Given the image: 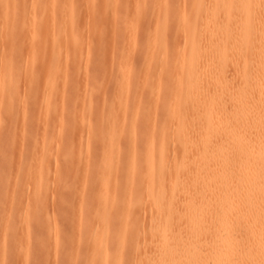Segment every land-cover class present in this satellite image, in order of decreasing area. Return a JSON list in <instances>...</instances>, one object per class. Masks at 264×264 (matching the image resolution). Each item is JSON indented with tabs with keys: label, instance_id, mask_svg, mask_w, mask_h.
<instances>
[{
	"label": "bare ground",
	"instance_id": "1",
	"mask_svg": "<svg viewBox=\"0 0 264 264\" xmlns=\"http://www.w3.org/2000/svg\"><path fill=\"white\" fill-rule=\"evenodd\" d=\"M74 1L0 0V36L6 41L0 44V97L18 87L15 71L24 69L26 80L17 105L0 102V111L8 119L16 115L22 123L36 119L43 126L41 154L20 165L19 191L5 184L0 193V213L14 212L5 217V234L26 240L19 253L16 248L11 253L27 264L29 237H51L59 246L65 242L67 232L59 235L62 226L50 211L53 206H42L40 194L60 180L57 156L45 148L48 126L55 121L60 129L67 116L68 144L90 153L81 158V171L93 172L106 193L95 197L85 178L76 179L90 205L78 209L83 233L63 258L66 264H264L262 0H190V13L181 19V40L170 39L158 26L165 16L156 18L157 35L147 42L132 41L134 25L128 21L111 31L112 44L120 50L117 70L123 77L136 74L138 85L129 93L116 86L111 99L97 108L104 113L101 132L91 127L94 91L87 90L88 98L80 100L57 87L78 84L65 65L75 56L89 60L94 49L90 36L76 31L99 34L98 44L106 38L105 28L81 13H112L120 21L128 9L108 0ZM10 8L15 18H7ZM20 45L25 65L13 68L4 49L10 54ZM134 50L151 68L130 63ZM45 65L48 75L41 78L38 71ZM148 86L154 92L145 96ZM51 106L54 111L48 113ZM141 121L149 131L137 129ZM123 163L135 175L125 186L131 193L134 177L143 179L145 197L144 203H126L120 226L105 213L119 199L110 189ZM66 203L60 199L53 205ZM141 207L147 213L143 221L137 213ZM127 232L134 244L123 257ZM113 240L117 251L110 248ZM5 251L0 247V257Z\"/></svg>",
	"mask_w": 264,
	"mask_h": 264
},
{
	"label": "rangeland",
	"instance_id": "2",
	"mask_svg": "<svg viewBox=\"0 0 264 264\" xmlns=\"http://www.w3.org/2000/svg\"><path fill=\"white\" fill-rule=\"evenodd\" d=\"M99 1V0H98ZM102 1V0H101ZM161 1V0H160ZM159 1V2H160ZM75 2V1H74ZM73 2V3H74ZM81 1L77 0L75 4H79ZM110 5H115L118 8H126L127 13L122 20L119 18L115 19L112 13L103 14L100 12L95 13L92 17L81 13V15L88 19L95 20L96 23L100 24L106 30V38L102 44H98L100 35H94L89 30H77V34H82L84 37L90 36L87 39L94 41V49L91 51L89 60H84L79 56L70 59L65 68L69 73L78 77V84L68 82L64 87L59 86L57 90L63 95L75 94L80 97V100H86L87 90L94 91V98L91 103L93 112L90 116L91 127L97 132L100 131V126L104 124V115L100 109V106L106 104L113 94L116 86L122 87V92L129 93L134 89L138 83V77L136 74L130 73L129 75L122 76L121 72L117 70L118 61L120 59V50L112 44V34L118 30V26L122 25L126 21L130 25H134V31L130 33L129 37L136 43L147 42L157 34L154 33V25L156 18L165 16L164 23L158 25L160 28L166 30V35L170 39L181 40V33L184 26L181 19L190 13V0H168V4L163 5L162 3H155V0H108ZM141 11H136L137 8ZM136 9V10H135ZM137 12V13H136ZM50 13V12H49ZM7 18L12 19L17 16V12H14L11 8L8 9ZM116 25L115 29L114 26ZM113 27V28H112ZM113 31V33L111 32ZM112 33V34H111ZM0 44L6 45L5 36H0ZM24 45L14 47L12 53H7L4 49L7 57L13 62V68L24 67L25 62L22 59ZM130 63L134 67H142V65H148L151 68V63L143 64V59L137 51H133L130 58ZM4 67V66H3ZM47 65L39 68V74L41 78H45L48 75ZM18 76L19 80L17 88H11L4 96L0 97L2 106L17 105V100L21 99L23 89L25 87V71L22 69L20 72L13 73ZM172 77V76H171ZM39 87L44 89L43 81H41ZM172 78L168 79L170 82ZM153 87H147L145 96L154 92L151 91ZM8 91V90H6ZM19 97V98H18ZM54 111V107L51 106L48 109V113ZM161 112H158V119L162 118ZM62 127L59 129L55 121L48 126L46 132L45 148L51 149L52 153L57 156V168L58 173L56 176L60 180H55L49 189L42 190L40 198L42 206L52 207L50 211H53L57 225L62 226L59 231V235H65V242L61 246L57 245L51 237H42L38 235L29 237L28 248L29 259L27 264H66V255L72 250L76 249L75 239L80 237L83 231H79V219L78 209L80 207L86 208L90 205V199L85 196L82 192L81 185L76 179H83L88 181V185L91 187V192L95 197L105 195L106 189L98 184L96 180H93V172L83 173L80 161L81 158L90 156V153L84 155V150L78 144H68L67 139L69 137L67 127V116L64 117ZM137 129L143 132L149 131L148 126L142 121L136 124ZM43 126L38 123L36 119L30 122L22 123L20 117L16 115L12 119H8L5 114L0 111V193L4 191L3 186L7 184L10 190L19 191V183L23 180V177L18 174L21 171L20 165L24 166L31 163L33 159H36L40 153V142L43 134ZM44 149V148H43ZM13 151L9 156H2L4 153ZM42 153H45L43 150ZM52 155V154H51ZM127 163H123L120 174L116 177V186H112L110 192H113L119 197V199L106 211L105 215L120 226L124 224V211L127 202H133L134 200H141L144 203L143 198L145 197L143 179H135L133 183L132 192L125 186V182L133 177L131 173L127 171ZM51 176L54 177L52 171ZM135 176V175H134ZM80 185V187H79ZM15 186V188H13ZM63 199L67 203L64 207L59 208L53 204L55 201ZM52 201L54 203H52ZM52 203V204H51ZM4 204V203H3ZM50 204V205H49ZM2 203L0 201V207ZM55 210H52V209ZM94 209L96 206L93 207ZM11 210H7L4 213H0V247L6 246L8 251H5V256L0 257V264H22V260H17L16 255L12 254L11 250L18 251L19 248L26 243L23 237H19V240L9 237L5 234L6 215ZM19 211V210H14ZM100 212V211H99ZM14 213V212H10ZM138 215L142 221L146 218V212L143 207L137 210ZM64 227V228H63ZM123 239L122 245V256L125 257L128 249H131L133 242L129 239V232ZM22 239V241H21ZM118 244L115 240L111 242L110 248L112 251H117ZM19 253V251H18ZM1 254V253H0ZM132 257L134 252H132ZM1 256V255H0ZM19 258V257H18ZM65 258V259H63ZM64 261V262H62ZM83 262V261H82ZM24 264V262H23ZM82 264V263H80Z\"/></svg>",
	"mask_w": 264,
	"mask_h": 264
},
{
	"label": "snow or ice",
	"instance_id": "3",
	"mask_svg": "<svg viewBox=\"0 0 264 264\" xmlns=\"http://www.w3.org/2000/svg\"><path fill=\"white\" fill-rule=\"evenodd\" d=\"M262 4H264V0H262Z\"/></svg>",
	"mask_w": 264,
	"mask_h": 264
}]
</instances>
